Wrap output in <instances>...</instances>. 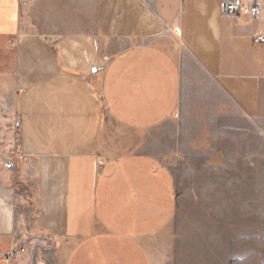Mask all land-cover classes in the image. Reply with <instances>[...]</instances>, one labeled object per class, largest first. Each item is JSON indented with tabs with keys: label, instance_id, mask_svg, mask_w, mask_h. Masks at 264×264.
I'll return each instance as SVG.
<instances>
[{
	"label": "crops",
	"instance_id": "crops-1",
	"mask_svg": "<svg viewBox=\"0 0 264 264\" xmlns=\"http://www.w3.org/2000/svg\"><path fill=\"white\" fill-rule=\"evenodd\" d=\"M258 34L220 0H0V109L19 121L0 264H154L177 206L165 124L260 130Z\"/></svg>",
	"mask_w": 264,
	"mask_h": 264
},
{
	"label": "rangeland",
	"instance_id": "rangeland-1",
	"mask_svg": "<svg viewBox=\"0 0 264 264\" xmlns=\"http://www.w3.org/2000/svg\"><path fill=\"white\" fill-rule=\"evenodd\" d=\"M4 111L0 152L18 138L14 115ZM175 120L164 127L176 144L164 164L177 206L155 238L154 264H264V122L256 131L220 132L189 130ZM109 129L119 134L118 125Z\"/></svg>",
	"mask_w": 264,
	"mask_h": 264
},
{
	"label": "built area",
	"instance_id": "built-area-1",
	"mask_svg": "<svg viewBox=\"0 0 264 264\" xmlns=\"http://www.w3.org/2000/svg\"><path fill=\"white\" fill-rule=\"evenodd\" d=\"M220 12L223 16H238L245 14L254 22H264V0H220ZM257 43L264 42V35L258 34L254 37ZM14 128L19 127V121L13 123ZM3 166L7 169L13 167L12 161H6ZM21 248L19 252H23ZM16 251L9 254V257L16 255Z\"/></svg>",
	"mask_w": 264,
	"mask_h": 264
},
{
	"label": "water",
	"instance_id": "water-1",
	"mask_svg": "<svg viewBox=\"0 0 264 264\" xmlns=\"http://www.w3.org/2000/svg\"><path fill=\"white\" fill-rule=\"evenodd\" d=\"M106 62H107V59H105L102 64L93 66L91 68V72L97 73V72L101 71L105 67Z\"/></svg>",
	"mask_w": 264,
	"mask_h": 264
}]
</instances>
